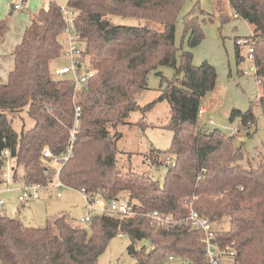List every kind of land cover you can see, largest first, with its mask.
I'll return each instance as SVG.
<instances>
[{
	"label": "trees",
	"instance_id": "obj_1",
	"mask_svg": "<svg viewBox=\"0 0 264 264\" xmlns=\"http://www.w3.org/2000/svg\"><path fill=\"white\" fill-rule=\"evenodd\" d=\"M183 2L68 0L83 69L93 72L75 98L72 79L55 80L50 68L63 52L67 23L60 7L50 2L32 16L13 50L7 82L0 84V183L8 159L14 163L13 183L45 187L52 181L42 152L48 148L55 157L66 153L76 101L81 114L73 155L61 167L59 181L92 198H127L136 215L93 213L88 227L74 225L62 215L43 227H27L0 213V264H97L108 243L119 235L128 238L126 251L134 264H163L167 257L205 264L201 232L181 222L190 209L210 222L227 220L226 229L217 228L215 242L223 256L233 254L232 264H264V153L253 159L245 155L243 145L234 143L241 130L248 137L253 134L248 130L255 116L251 107L244 113L232 111L230 120L239 119L233 136L198 124L202 98L213 90L216 73L206 62L194 66L190 51H181L176 63L175 26ZM227 2L233 16L252 27V35L244 40L261 89L257 104L264 119V0ZM114 18L145 24L121 25ZM182 22L188 47L193 49L204 37L201 23L193 13ZM6 31V22L0 20V40ZM239 40L235 41L237 62L244 59ZM159 67H174L176 76L168 81L159 73L165 87L156 100L141 106L137 96L147 90L149 72ZM160 101L168 106L164 127L171 130L172 140L166 152L150 151L142 161L165 166L161 183L140 165L132 167V155L117 147L120 127L131 125L130 114H144ZM22 114L32 124L16 132L13 119L22 120ZM140 124L146 123L140 119ZM167 156L169 165L164 164ZM148 211L171 215L177 223L150 225L140 216ZM142 241L149 249L140 246Z\"/></svg>",
	"mask_w": 264,
	"mask_h": 264
},
{
	"label": "rangeland",
	"instance_id": "obj_2",
	"mask_svg": "<svg viewBox=\"0 0 264 264\" xmlns=\"http://www.w3.org/2000/svg\"><path fill=\"white\" fill-rule=\"evenodd\" d=\"M68 0H0V20L6 22L7 31L0 41V80L7 82L9 72L13 68L12 51L21 40L24 30L27 28L30 19L36 14L40 7H47L54 2L59 7L67 5ZM22 4V9L11 11V6ZM12 12V14H10ZM193 13L201 23L204 34L201 42L189 49L187 35L184 33L183 17ZM116 24L137 26L145 24L142 21L114 18ZM252 35V27L244 20L235 18L228 5L227 0H184L181 7L176 26L175 44L178 48L176 63L179 64L180 52L190 51L192 53V64L200 66L206 62L210 64L216 73V81L213 90L208 92L201 101L203 114L198 117V124L207 129H219L226 136H233L239 127V119L230 120L232 111L246 112L251 107L255 116V123L248 130L253 133L246 136V131L241 130L240 136L234 138L236 146L243 145V152L248 157L256 159L259 154L264 153V119L260 107L257 104L261 89L257 83L252 68V61L247 56L248 47L240 43V56L244 59L237 62L235 54V41L240 38L244 40ZM61 41L63 42V35ZM63 43V50L67 46ZM69 61L61 54L58 59L52 62V72L55 68L68 66ZM162 75L166 80L171 81L176 76L174 67H159L150 71L147 77V90L137 96L139 105L144 106L153 102L160 95ZM181 75H179L180 77ZM168 106L165 101L157 102L154 107L144 114L136 111L130 114L128 123L120 127L122 138L118 141V150L125 154H131L132 167L141 166L154 180L162 182L165 174V166L154 167L142 159L150 151L166 152L169 149L172 132L165 128L167 121ZM21 119H13V128L16 132L31 126L32 122L24 114ZM140 119L145 125H139ZM253 164L257 160L252 161ZM14 163L8 159L4 168V182L0 183V199L6 204L0 210L9 218L18 219L27 227H43L48 221L59 216L66 215L74 225L88 227L89 223H80L87 211L81 194L74 189L62 187L60 189L44 188L38 190L39 197L27 201H18L22 189L12 182V167ZM141 170V171H142ZM20 174L21 170L16 169ZM60 193V197L56 194ZM6 208V209H5ZM6 210V211H5ZM95 211H92V214ZM227 220L217 223V227L226 229ZM128 238L123 235L116 236L107 245L103 254L99 257L97 264H134V260L127 254ZM146 250L149 244L142 241ZM163 264H185L177 258L164 259Z\"/></svg>",
	"mask_w": 264,
	"mask_h": 264
},
{
	"label": "built area",
	"instance_id": "obj_3",
	"mask_svg": "<svg viewBox=\"0 0 264 264\" xmlns=\"http://www.w3.org/2000/svg\"><path fill=\"white\" fill-rule=\"evenodd\" d=\"M24 0H21L23 2ZM14 9L21 10L22 4L18 3L14 5ZM60 11L64 16V19L67 23V27L64 30L63 42H67V46L64 48L62 55L63 57L69 61L68 66H62L59 68H55L52 72V77L55 80H59L63 77H70L72 79L73 89H74V98L75 93L82 87L85 86L88 81L93 77V72L89 70H84L83 66V57H82V48L77 43V36L73 30V22H74V13L70 11L66 6L60 7ZM246 44L245 40H239L237 43ZM254 72V68H251ZM73 98V100H74ZM74 102V121L72 128L70 130V142L69 146L66 150V153L60 157H55L52 155L48 148H45L42 152V159L44 163V167L47 171H52V181L47 186L33 185L21 186L22 194L18 197L20 202L27 201L30 199H37L39 197L38 190L44 188H55L60 189L65 187L58 179V174L63 166V164L73 155L72 145L74 141L75 133L78 129L79 118L81 114V107ZM203 114L202 108H200L198 115L201 117ZM4 156H8V152L5 151L3 153ZM171 163V159L167 156L164 160V164L169 165ZM84 202H85V210L87 211L86 215L80 219V223H87L91 220L92 211L94 213H105L112 214L118 216L120 218H129L136 215V211L133 210L131 202L125 199H116L111 201H105L102 198L95 197L92 198L89 194H87L84 190L78 191ZM57 197L60 196V193L56 194ZM4 204V201L0 199V207ZM140 216L146 217L150 222V225L154 226H162L166 227L168 225H172L177 223V221L171 216L160 213L158 211H148L147 213L140 214ZM183 223L193 231L201 232L200 242L204 247L205 253V264H232L231 257L232 253L229 254V257L223 256L220 252L218 245L215 242L217 223L210 222L206 217L199 215L195 210L190 209L188 215L181 220ZM172 260V257H168ZM191 264V263H187Z\"/></svg>",
	"mask_w": 264,
	"mask_h": 264
},
{
	"label": "crops",
	"instance_id": "obj_4",
	"mask_svg": "<svg viewBox=\"0 0 264 264\" xmlns=\"http://www.w3.org/2000/svg\"><path fill=\"white\" fill-rule=\"evenodd\" d=\"M45 7H46V6H45ZM45 7H40L39 9H41V8H45ZM39 9H38V10H39ZM38 10H37V11H38ZM28 25H29V24H28ZM2 39H3V38H2ZM0 41H1V40H0ZM20 41H21V40H19V42H17V44H19ZM17 44H16V45H17ZM16 45H15V46H16ZM14 48H15V47H14ZM13 50H14V49H13ZM11 53H13V51H12ZM4 83H5V82H3V81L0 80V84H4ZM202 108H203V107H202ZM203 109H204V108H203ZM204 111H205V109H204ZM15 185H16V184H15ZM17 185H18V184H17ZM19 186L21 187V185H19ZM56 197H57V195H56ZM59 197H60V196H59ZM1 200H3V199H1ZM3 201H4V200H3ZM18 201H19V200H18ZM19 202H20V201H19ZM5 204H6V202L4 201V204L2 205V207L5 206ZM5 209H6V208H5ZM5 211H6V210H5ZM0 213H1L3 216H6L5 214H3V213L1 212V210H0ZM6 217H7V216H6Z\"/></svg>",
	"mask_w": 264,
	"mask_h": 264
},
{
	"label": "water",
	"instance_id": "obj_5",
	"mask_svg": "<svg viewBox=\"0 0 264 264\" xmlns=\"http://www.w3.org/2000/svg\"><path fill=\"white\" fill-rule=\"evenodd\" d=\"M11 11H14V6L13 5L11 6ZM10 14H12V12Z\"/></svg>",
	"mask_w": 264,
	"mask_h": 264
}]
</instances>
